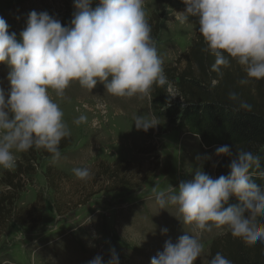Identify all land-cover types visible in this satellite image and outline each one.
<instances>
[{"label":"rangeland","instance_id":"1","mask_svg":"<svg viewBox=\"0 0 264 264\" xmlns=\"http://www.w3.org/2000/svg\"><path fill=\"white\" fill-rule=\"evenodd\" d=\"M98 2L93 0L92 7H97ZM73 5L74 0H0V17L9 25V33H16L20 39L30 12L47 11L62 26H69ZM185 10L183 0H145L146 19L163 70L175 66L199 30L196 17L189 16L183 24L176 20L177 13ZM185 65L183 61L178 70ZM238 67L239 72H232L236 84L243 81L244 88L256 97L262 86L264 100V79H251L241 65ZM9 71L7 64L0 63V88L6 93L10 87ZM166 84L172 98L182 103L175 86ZM49 95L63 111L72 142L58 160L43 158L20 193V220L12 221L0 233V264H88L97 255L107 264L112 249L119 264H150L151 258L163 251L167 240L175 243L185 233L196 236L203 245L195 264H208L213 243L219 238L218 247L225 250L228 243L224 238L230 231L214 228L198 233L192 225L181 222L177 205L166 204L160 209L155 200L159 192L178 191L173 188H178L181 181L191 180L201 165L205 173L214 172L223 158L215 155L221 145L205 147L197 135L158 118L152 106L153 86L149 95L126 98L110 95L99 82L89 91L73 81L64 97H57L52 90ZM81 115L87 117L86 122L76 124ZM138 116L156 126L148 131L138 130L134 125ZM13 151L16 164L11 170L0 168V178L3 171L16 169L22 152ZM197 155L201 160L196 159ZM100 161L111 165L125 163L120 168L119 182L109 185L118 189L107 191L102 178L96 179ZM75 168H87L89 178L78 179ZM124 179L130 184L124 185ZM38 195L42 196L44 207L40 223L33 227L34 222L28 225L24 215ZM165 228L167 233L161 231ZM261 244L264 242L246 244L251 258L261 250Z\"/></svg>","mask_w":264,"mask_h":264},{"label":"clouds","instance_id":"2","mask_svg":"<svg viewBox=\"0 0 264 264\" xmlns=\"http://www.w3.org/2000/svg\"><path fill=\"white\" fill-rule=\"evenodd\" d=\"M183 2L186 10L177 13L176 20L183 24L189 16L198 19L206 50L216 58L213 71L229 65L226 53L249 78L264 79V0ZM92 4L93 0H74L69 26H62L47 11H32L20 39L9 33V25L0 17V63L10 68L9 90L6 93L0 88V168H14L13 150L43 148L54 161L60 158L59 144L70 132L49 90L62 98L73 81L89 91L99 82L110 95L131 98L149 95L154 84L168 82L146 19L145 0H99L95 8ZM249 107L241 104V108ZM86 120L81 115L75 123ZM134 125L143 131L156 126L139 116ZM215 155L230 158L227 175L213 178L201 165L191 180L173 188L178 191L157 193L156 203L160 209L166 204L177 205L180 221L198 233L215 228L230 231L249 246L264 242V225L258 226L257 219L264 217V192L253 179L264 177L260 157L242 149L234 154L229 144L218 146ZM73 172L81 180L90 176L87 168ZM233 197L238 203H230ZM161 231L167 233L168 229ZM202 251L200 240L185 233L175 243L167 240L150 264H195ZM88 264L105 262L97 255ZM107 264H119L115 249ZM208 264L231 261L217 252Z\"/></svg>","mask_w":264,"mask_h":264},{"label":"trees","instance_id":"3","mask_svg":"<svg viewBox=\"0 0 264 264\" xmlns=\"http://www.w3.org/2000/svg\"><path fill=\"white\" fill-rule=\"evenodd\" d=\"M207 45L199 30L195 34L190 47L183 52L175 66H168L164 72L168 82L175 86L183 102H176L167 84L153 85V111L158 118L172 122L175 127L187 129L197 135L205 147L229 144L233 153L239 150L249 151L260 157V169L264 170V100L262 99V86H259V97L250 94L241 82L236 84L233 71L239 72L236 60L229 59L228 66H220V71L212 70L215 57L207 51ZM185 62L182 70L178 65ZM178 64V65H177ZM240 70L238 71V69ZM215 81V83H214ZM167 82V83H168ZM263 85V84H262ZM235 94V98L231 94ZM247 104L249 108H241ZM71 138L65 137L59 144L60 153L71 144ZM52 154L47 150L35 147L22 152L14 171H3L0 178V233L10 227L12 221L19 222L22 210L18 209L19 195L32 175L36 173L37 166L43 158H50ZM230 158L223 156L216 169L208 172L213 178L227 175ZM125 163L106 164L100 161L97 164L96 179L102 178L105 190H116L118 187H109L111 183L119 182L120 168ZM252 171H259L253 168ZM254 181L264 192V177L253 176ZM127 180V179H126ZM124 185L130 182L125 179ZM41 195L33 205L25 211L26 223L37 227L42 217L43 200ZM230 203H238L235 197ZM21 212V213H20ZM258 226L264 225V217H258ZM233 237L231 233L224 238L225 250L218 247L220 238L214 241L211 259L217 252L231 261V264H264V244L259 245L258 254L251 258L246 251V244ZM263 245V246H262ZM249 246V245H248ZM249 248H247L248 250ZM210 259V260H211Z\"/></svg>","mask_w":264,"mask_h":264}]
</instances>
